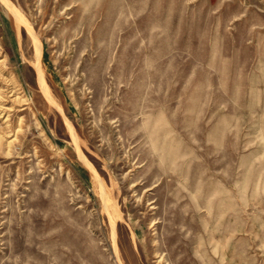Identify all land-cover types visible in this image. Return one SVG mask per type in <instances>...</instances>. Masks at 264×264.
Here are the masks:
<instances>
[{
  "label": "rangeland",
  "instance_id": "1",
  "mask_svg": "<svg viewBox=\"0 0 264 264\" xmlns=\"http://www.w3.org/2000/svg\"><path fill=\"white\" fill-rule=\"evenodd\" d=\"M11 1L0 264H264V0Z\"/></svg>",
  "mask_w": 264,
  "mask_h": 264
},
{
  "label": "bare ground",
  "instance_id": "2",
  "mask_svg": "<svg viewBox=\"0 0 264 264\" xmlns=\"http://www.w3.org/2000/svg\"><path fill=\"white\" fill-rule=\"evenodd\" d=\"M2 2V4L4 5V7L6 8V10L12 15L13 19L15 20L16 23H19L21 24V26L23 27H26L28 29V31H30L31 33H33L32 31V27L28 24V22L24 19L23 15L21 14V12H19L18 8L16 7V5L11 1V0H0ZM20 26V25H19ZM35 35V34H34ZM36 36V35H35ZM35 41L37 40L36 38L34 39ZM33 40V41H34ZM37 42L39 43V41L37 40ZM36 44V42H35ZM41 45V44H40ZM34 46V45H33ZM43 47V46H42ZM37 48L39 49L38 45H37ZM36 49V48H35ZM37 49V50H38ZM36 50V51H37ZM34 51V50H33ZM38 60H40L41 56L40 55V50L38 52ZM36 60V59H35ZM41 61V60H40ZM36 70H37V79H38V82L42 85V87L44 86L43 84V70L40 69V63L38 61L37 63V67H36ZM47 86V85H45ZM41 88V87H40ZM44 88V87H43ZM47 90V89H46ZM44 91V94L46 96V98H48L49 102L56 108L58 109V111H62L61 107L55 103V101L53 100L52 97H50L48 95V93L45 91V88L43 89ZM63 114V112H62ZM68 119V118H67ZM69 121V120H68ZM68 124V123H67ZM69 126L71 127V125L69 124ZM72 129V132H73V136H75V131H74V128L71 127ZM8 134V133H7ZM81 157V156H80ZM82 161L85 163V165L87 166V168L91 169L97 176V178H99V175L98 173L96 172L95 169H93V167L90 165L89 161L86 160V158L84 156H82ZM111 217V216H110ZM115 224L112 223V227H113V238L115 240ZM117 248V246L115 247Z\"/></svg>",
  "mask_w": 264,
  "mask_h": 264
}]
</instances>
